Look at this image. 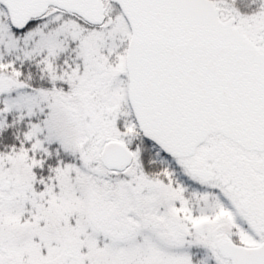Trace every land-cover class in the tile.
Instances as JSON below:
<instances>
[{"label":"snow or ice","instance_id":"obj_1","mask_svg":"<svg viewBox=\"0 0 264 264\" xmlns=\"http://www.w3.org/2000/svg\"><path fill=\"white\" fill-rule=\"evenodd\" d=\"M0 264H264V0H0Z\"/></svg>","mask_w":264,"mask_h":264}]
</instances>
